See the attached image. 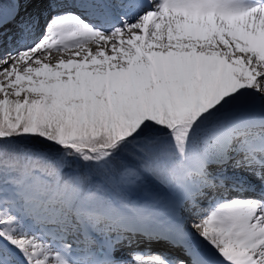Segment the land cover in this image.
<instances>
[{"label":"snow or ice","instance_id":"1","mask_svg":"<svg viewBox=\"0 0 264 264\" xmlns=\"http://www.w3.org/2000/svg\"><path fill=\"white\" fill-rule=\"evenodd\" d=\"M0 264H264V0H0Z\"/></svg>","mask_w":264,"mask_h":264},{"label":"rangeland","instance_id":"2","mask_svg":"<svg viewBox=\"0 0 264 264\" xmlns=\"http://www.w3.org/2000/svg\"><path fill=\"white\" fill-rule=\"evenodd\" d=\"M29 9H31V8H29ZM28 9V11L30 12V10ZM53 62H55V60H53ZM144 241H142L141 243H140V248H142V249H144Z\"/></svg>","mask_w":264,"mask_h":264},{"label":"bare ground","instance_id":"3","mask_svg":"<svg viewBox=\"0 0 264 264\" xmlns=\"http://www.w3.org/2000/svg\"><path fill=\"white\" fill-rule=\"evenodd\" d=\"M30 10V12L32 11V9H29ZM59 54H54V58H53V60H55V58L58 56Z\"/></svg>","mask_w":264,"mask_h":264}]
</instances>
